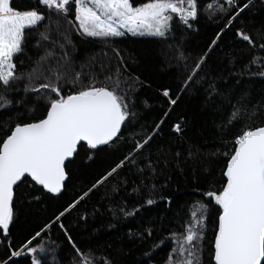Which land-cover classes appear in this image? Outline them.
I'll return each instance as SVG.
<instances>
[{"label": "snow or ice", "instance_id": "1", "mask_svg": "<svg viewBox=\"0 0 264 264\" xmlns=\"http://www.w3.org/2000/svg\"><path fill=\"white\" fill-rule=\"evenodd\" d=\"M74 6L75 26L79 34L86 38L107 42L112 38L123 37L127 33L133 36H147L166 39L172 31L174 21H178L187 29L193 28V23L199 19V0H146L134 6L132 0H36V4L15 5L13 0H0V110H7L18 101L9 98V93L18 90V84L25 79L17 74L16 58L24 52V43L32 30H38L47 21L46 28L55 26L60 29V20H68ZM255 6V0H211L204 5L205 10H212L228 17L227 24L221 28L208 46V51L195 60L193 64L183 65V81L181 93L207 84L206 92L211 98L219 95L218 86L208 68L209 54L219 45L218 41L225 28H230L245 10ZM48 11L46 16L40 9ZM55 17L53 20L52 18ZM27 30V31H26ZM235 35L252 49L257 47L256 39L264 41V32H257L256 37L243 28L237 29ZM41 40L49 41L51 37L45 32L40 33ZM66 38V37H65ZM41 41L37 40L36 46ZM55 43V41H53ZM61 49L64 45H60ZM264 49V43L259 44ZM119 56V52H115ZM67 52L60 60H56L54 51H46L27 74L28 83L24 91L40 94L43 90L46 106L42 115L30 122H18L7 130L4 138H0V237L7 242L10 226L16 218L14 199L16 189L27 182L28 178L46 193L59 195L69 179L67 163L80 150L98 152L102 146H112L123 141L122 129L135 123L137 112L134 101L128 94H121V77L119 70L106 79L113 82V87L96 86L95 73L75 71L74 62L67 59ZM229 62L235 64L231 53L224 54ZM177 61H186L183 52L176 57ZM257 65V73L264 76L261 65L252 58L245 68L251 73V65ZM74 73V75H73ZM201 73H204L201 76ZM84 76L88 77L85 83ZM43 81V82H40ZM239 83V80L237 81ZM72 89L65 94V87ZM162 95L168 98L170 105H176L177 99H172L168 89ZM228 124L241 120L245 123L231 143L232 149L224 153L227 157L222 176L225 178L219 190L203 193L208 202L218 207V226L214 237V264H264V125H256V118H264V105L259 108L251 106L247 94L240 96ZM167 118L168 113L164 114ZM164 120L155 124L147 131L142 140H133L130 152L106 171L92 185L89 192L103 185L109 178L118 176L120 171L132 167L141 175L155 174L158 167H166L169 157L175 160L180 153H171L164 147L156 149V159L153 161L151 142L159 134ZM144 131L143 126H141ZM173 131L182 134V125H173ZM139 135V134H138ZM127 142V141H124ZM194 153L189 150V157ZM141 157L144 164L139 166L137 158ZM89 159L93 157L89 156ZM118 187V186H117ZM147 189L148 198L145 204L151 206L157 201L152 198L155 185L151 188L141 181V185L133 191ZM116 191V188L113 189ZM85 192L72 204L59 212L51 222L46 223L15 249L11 242L6 243V256L0 264H21L23 257L26 264H59L58 246L49 249L42 239L52 228L58 227L63 233L67 244L74 255L69 264H114L107 257L94 261L92 250L84 251L77 246L73 236L62 221L67 213L74 209L85 197ZM37 200L40 197H36ZM165 199V197H161ZM190 219L179 233H170L167 237L154 242L153 250L166 242L172 244L166 264H201L202 244L204 240L205 220L208 205H194ZM126 217L134 216L139 209L126 211L120 209ZM86 219V217H82ZM154 229L146 227L138 235L129 233L130 239L146 241L153 236ZM55 243V242H53ZM53 252L51 261L47 253ZM145 255H151V251Z\"/></svg>", "mask_w": 264, "mask_h": 264}, {"label": "trees", "instance_id": "2", "mask_svg": "<svg viewBox=\"0 0 264 264\" xmlns=\"http://www.w3.org/2000/svg\"><path fill=\"white\" fill-rule=\"evenodd\" d=\"M146 0H132L134 6ZM211 0H199L201 9L199 19L193 23L192 29H187L178 21H174L172 31L166 39L142 37L126 34L123 37L112 38L107 42L93 38H86L79 34L75 26L74 6L68 20H60V29L53 26L46 28L43 22L38 30H32L24 43V52L16 58L17 74L23 75L18 90L9 93V98L18 101L7 110H0V138H4L7 130L18 122H30L44 112L46 99L43 90L40 94L24 91L28 83L27 74L34 67L46 51H54L56 60H60L65 52L67 59L74 62L75 71L95 73L96 86L113 87V82L106 79L119 70L121 77V94H128L129 100L134 101L137 118L134 124L122 129L123 141L112 146H102L98 152L80 150L71 163H67L69 179L59 195L46 193L28 178L17 189L14 199L16 218L10 226L7 242H11L18 250L27 237L39 231L46 223L51 222L59 212L72 204L85 192L88 195L74 209L62 217L65 227L82 250H92L94 261L104 257L114 264H166L172 248L166 242L153 250L154 242L164 239L170 233L181 232L183 226L190 219L194 205L205 203L208 214L205 220L204 240L202 244L201 264H214L212 259L213 241L218 225V207L210 204L203 193L219 190L224 182L222 176L226 166L228 153L232 144L226 141L234 139L245 123L241 120L235 124H228L233 112V105L237 104L240 96L247 94L251 106L259 108L264 105V76L257 73V65H251V73L245 68L252 58L264 70V49L259 48L260 41L256 39L257 47L252 49L247 42H242L235 35L237 29L243 28L256 37L257 32H264V0H255V6L241 15L230 28H225L224 34L218 41V47L209 54L208 68L211 71L219 95L209 98L207 84L181 93L183 81V65L185 62L193 64L197 58L208 51V46L215 39L221 28L227 24L228 17L212 10H205L204 5ZM246 0H239L242 4ZM15 5H35L36 0H13ZM45 15L48 11L40 9ZM53 20L55 17L52 18ZM27 31V30H26ZM45 32L51 39L41 40L40 33ZM66 37V38H65ZM40 40V46H36ZM55 41V43H53ZM64 48L61 49L60 45ZM119 52V56L115 52ZM183 52L186 61H177L176 57ZM225 53L235 57V64L229 62ZM74 75V73H73ZM204 73H201L203 76ZM239 80V83L237 81ZM85 83L88 77L84 76ZM43 82V81H40ZM72 89L69 84L65 87V94ZM168 89L172 99H177L176 105H170L168 98L162 95ZM264 111V108H260ZM168 113L167 118L164 114ZM164 120L159 134L151 142L152 159H156V149L164 147L172 154L179 152L178 159H171L166 167H158L155 174L141 175L135 168L127 167L118 176L109 178L103 185L93 189L92 185L101 178L106 171L115 166L132 148L133 140H142L147 131L155 124ZM182 125V134L173 131V125ZM256 125H264V118H256ZM143 126L144 131H142ZM213 130L215 145L204 151V158L209 163V172L200 165L198 156L201 153L202 142ZM139 134V135H138ZM127 141V142H124ZM189 150L194 155L189 157ZM93 157L89 159L88 157ZM139 166L143 167L142 158H137ZM208 177L207 186L203 180ZM141 181L148 188L154 184L152 198L157 202L151 206L144 202L148 198L147 189L133 191L141 185ZM118 186V187H117ZM116 188V191L113 189ZM36 197H40L39 200ZM165 197V199H161ZM139 209L130 217L120 211ZM158 208L153 218V236L146 240L130 239L129 235L120 238L110 236L115 229L125 226L137 219L145 211ZM86 217V219L82 218ZM138 235L139 233H133ZM3 240V237H0ZM0 242V260L6 256V243ZM44 243L50 250L63 246L66 239L58 227H54L43 237ZM55 242V243H53ZM66 244V243H65ZM63 248V247H62ZM59 251V264H65L62 251ZM151 251V255H145ZM49 260L52 251L47 253ZM21 264H26L23 257Z\"/></svg>", "mask_w": 264, "mask_h": 264}, {"label": "rangeland", "instance_id": "3", "mask_svg": "<svg viewBox=\"0 0 264 264\" xmlns=\"http://www.w3.org/2000/svg\"><path fill=\"white\" fill-rule=\"evenodd\" d=\"M127 34H131V33H127ZM143 37H147V36H143ZM214 145H215V136H214V132L212 130L203 140L201 153L198 156V161H199L200 165L207 171V173L209 172V163L205 160L203 154H204L205 150H207L210 147H213ZM207 183H208V177H206L203 180V185L207 186ZM157 211H158V208L143 212L134 221H131L128 224H126L125 226L120 227V228L112 231L110 233V236H112L114 238H120V237H124L126 235H129L130 232L131 233H136V232L137 233H143L144 229L146 227H152L153 226V218H154V215ZM65 243L63 244V248H62L63 251H62L61 255H62L63 260L66 261L65 264H69V261H70L71 257L74 255V253L72 252L70 246L67 244V241Z\"/></svg>", "mask_w": 264, "mask_h": 264}, {"label": "water", "instance_id": "4", "mask_svg": "<svg viewBox=\"0 0 264 264\" xmlns=\"http://www.w3.org/2000/svg\"><path fill=\"white\" fill-rule=\"evenodd\" d=\"M74 158V157H73ZM40 187V186H39ZM218 226V225H217ZM213 245H214V241H213ZM213 249H214V247H213ZM214 261V260H213Z\"/></svg>", "mask_w": 264, "mask_h": 264}]
</instances>
